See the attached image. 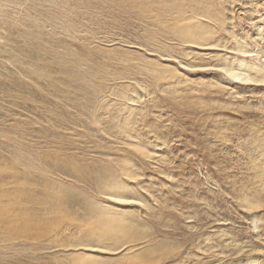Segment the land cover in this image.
Here are the masks:
<instances>
[{"label": "rangeland", "instance_id": "1", "mask_svg": "<svg viewBox=\"0 0 264 264\" xmlns=\"http://www.w3.org/2000/svg\"><path fill=\"white\" fill-rule=\"evenodd\" d=\"M261 73L264 0H0V264H248Z\"/></svg>", "mask_w": 264, "mask_h": 264}, {"label": "bare ground", "instance_id": "2", "mask_svg": "<svg viewBox=\"0 0 264 264\" xmlns=\"http://www.w3.org/2000/svg\"><path fill=\"white\" fill-rule=\"evenodd\" d=\"M186 28H188V27L186 26ZM185 36H186V34H185ZM239 70L240 69H237V68L235 69L233 67L231 68V70L228 69V71L232 74V76L234 78L242 77V73H240ZM260 70L262 71V69H260ZM246 77L250 78L249 76H246ZM263 79H264V74H262L261 77L258 78V80H263ZM250 139H251V141H249L247 146L245 147L246 149H249V151H250V155L248 157V159L250 160L249 163L250 164L255 163L257 158H258V160L263 161V163H264V125L261 127L259 135L258 136H252ZM248 191H250V190H248ZM256 196L257 195H255V197ZM245 197H247V196H245ZM251 200L247 199L246 200L247 203L245 204V206L249 209H254L255 211H259V213L257 215L253 214L254 215L253 221H254L255 226L260 229L261 233L259 232L260 233L259 238L261 239V244H262L263 248L261 249V251H256V252H253V250L249 251V252L247 251V253H249V255L246 253L245 250L243 252L241 250H238V251H235L236 253L235 252L234 253H235V255H238V256H236V259H241V258L245 259L246 258L245 255H248V259H247L249 261V262L247 261L248 264H264V181L262 183V186L260 187V192H259L258 198L253 200V201H251Z\"/></svg>", "mask_w": 264, "mask_h": 264}]
</instances>
